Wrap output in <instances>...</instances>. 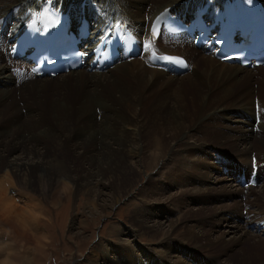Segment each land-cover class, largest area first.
<instances>
[{"label": "bare ground", "instance_id": "6f19581e", "mask_svg": "<svg viewBox=\"0 0 264 264\" xmlns=\"http://www.w3.org/2000/svg\"><path fill=\"white\" fill-rule=\"evenodd\" d=\"M43 1L0 0V51H7V58L0 53V224L11 229L15 243L18 239L31 242L34 238L32 230H39L44 224L40 217L44 206L27 190L36 187L42 197L50 200L48 205L52 211L64 199L79 194L98 197L108 188L113 189L115 197H119V194L136 195L140 191L134 192L133 182L127 178L130 173L136 174L131 164L138 163L149 171L165 158L172 162L169 178L191 173L188 178L180 180L185 188L179 194L168 196V202L186 199L195 204L199 199L200 202H207L211 197L224 196L239 197L238 203L223 204L217 209H187L181 213L180 223L178 219L171 220L166 231L159 221L160 214L134 210L131 230L117 242L123 249L127 247L130 250L127 262L121 258V264H189L184 259L173 261L177 251L185 258H191L193 253L190 251L192 254H187V245L225 254L228 245L224 241L219 238L211 242L208 235L200 231L205 224L218 227L213 216L221 212L232 213V222L226 225L229 231L241 230L247 235L251 225L263 226L262 214H252L251 209H246V217L240 215L245 208L251 207L248 201L242 202L240 198L244 192L249 197L254 192L252 189L256 182L264 180V164H253L251 161L255 159L253 155L251 158V151H258V162H264V125L260 126L262 122L264 124V105L257 107L255 103L252 114L258 113L259 122L256 123L255 114L252 115V124L245 121V128L236 127L237 135L216 130L220 128L231 132L232 127L221 124L218 119L247 114L239 110L245 108L250 99L252 103L259 100L251 96L252 90L249 93L250 81L258 72L251 73L249 69L233 63H221L204 46H199V49L205 54H195L194 47H190L193 40L187 34L173 38L161 36L157 42L151 40L149 34L151 24L161 12L166 15L180 12L188 18L196 7L204 5L208 9L206 16L212 19L219 9L232 0H50L57 10L70 9L72 24L82 13L90 19V35L82 46L91 49L97 41L91 42L92 37L97 39L105 35L107 25L120 22L144 41V52L137 51L130 58H119L101 73L97 70L91 72L86 65L85 69L59 74L54 78H33L24 72L27 62L19 60V57L10 59L9 50L24 24L32 21L30 13L35 14ZM258 2L264 7V0ZM4 19H7V25L3 28ZM162 39L166 40V44ZM176 41L185 43L184 51H189V58L185 56L190 68L186 72L191 73L188 78L186 76L189 74L175 78V75L185 72H168L151 63L149 54L154 51L176 54L165 50L166 46ZM139 56L142 59L135 58ZM260 87H264V80L263 85L260 80ZM257 129L261 130L257 132ZM196 134L203 137L198 138ZM182 150L188 155L196 150L210 155L189 166L176 156ZM147 151L151 153L144 154ZM247 151L250 156L244 175L239 164H232L231 169L235 174H238V170L241 174L239 184H235L234 189L202 187L213 180L212 174L217 171L216 166L208 165L211 155L216 161L222 153L244 157ZM220 165L224 169L229 166L228 163ZM164 167L162 163L157 174L162 173ZM254 167L256 178L249 184ZM158 182L159 179L154 181L152 192L163 195L165 188ZM196 182L199 187H193L196 190L191 191L189 185ZM170 183L168 179L169 187ZM261 199H264V189L253 202L256 210L260 209L258 201ZM240 203L242 209L237 214ZM188 219L198 223L192 228L186 225ZM178 233L180 240H171ZM142 234L157 242L163 249L162 253L154 256L150 255L152 250L135 249L132 238H139ZM240 239L231 240L229 246L240 243ZM256 245L251 250L264 248V241ZM193 258L195 256L191 260ZM249 259L243 255L237 264H245ZM104 262L108 263L106 258Z\"/></svg>", "mask_w": 264, "mask_h": 264}, {"label": "rangeland", "instance_id": "374dc122", "mask_svg": "<svg viewBox=\"0 0 264 264\" xmlns=\"http://www.w3.org/2000/svg\"><path fill=\"white\" fill-rule=\"evenodd\" d=\"M162 41L166 44V40L162 39ZM185 46V43L176 41L175 43L166 46L165 50L167 52H172L176 54L181 53L187 58H189V51H184ZM192 46L193 45H191L190 47ZM193 51L199 56L201 54H205L204 51L196 47H194ZM0 53L7 58L6 50H2L0 51ZM135 58L142 59L141 56ZM261 67L254 69L245 67L249 69L251 73L258 72L254 74L253 80L250 81L249 93L252 90L251 96L257 97L259 100L253 99L254 102L252 103V100L250 99L246 107L239 110L240 112H247V114H233L230 115L231 117L229 119H218L221 124L232 127L231 132L220 128H216V130L224 134L229 133V135L235 136L237 135L235 132L237 129L236 127L245 128L247 125L245 121H249L252 124V115H254L252 114V111L254 110V107H258V105L261 107L262 104L264 105V87H260V80H262L263 85L264 67ZM85 68L86 67H84V69ZM101 72L102 71L98 73ZM189 72H185L180 75H175L174 77L181 78L182 76L189 74ZM190 76L191 73L186 77L188 78ZM258 76L260 77V80L257 79ZM262 125H264L263 122L260 126ZM261 129H257V132H259V130ZM196 136L198 138L203 137L200 134H196ZM239 149H242V147L239 146ZM150 153L151 152L147 151L144 154L148 155ZM256 154L258 155V151H251V158L252 155L255 158L254 160L252 158L251 161L253 162V164H256L257 162L258 165H263L264 162H258ZM207 155L210 154L198 150H196L194 154L188 155L187 152L182 150L177 152L176 156L179 157L178 159L185 160L187 165L191 166L197 163L198 161L207 159ZM221 155L218 156H221L222 158H220L222 160H218L220 159L218 156L216 158V161H218V163H216V161L212 159V155L210 156V159H208L209 167L214 165L217 167V171H214L212 174L213 180L211 179L209 183L206 182L202 185V187L214 186L218 190H221V188H225L227 190L234 189L235 184H239V178L241 174L239 170L238 174H235L233 169H231L232 164H239V168L243 175L248 170L250 156L249 151H247L244 157H239L237 155L235 156V158L224 153H222ZM162 163H164L165 167L162 169V173L157 174L158 168L162 166ZM171 163V161L165 158V160H160L159 164L154 169L149 171H147L143 167H140V164L138 163H132L131 165L136 170V174L130 173L128 174L127 178H130V181L133 182L134 192L140 191L139 194H119V197H115L113 195V189L108 188L106 190H103L102 194L98 197H95L93 194H79L68 198V200L64 199L62 200L61 204L55 206L56 210L54 211L49 208L48 203L50 200L47 197H42L40 194L41 192H39L36 187L35 189L27 190L29 191L27 193H29L30 196L34 197L35 200L39 201L42 207L44 206L42 209V214L40 216L44 224L40 227L39 230H32L34 238L31 242L22 241L18 239L17 244L15 243L16 240L13 239L14 236H12L11 234V229L7 228V226L0 224V264H106L104 262L105 258L108 261L107 264H121V258L123 261L127 262V255L130 253V250L129 248L124 247V249L126 250L125 251L123 249V246L117 245V242L121 239H124L125 233L131 230V227L133 225H131V223L133 222L131 219L134 215L132 212L134 210L143 209L149 213H154L157 215L160 214L161 217L159 218V221L162 224L164 231H166L168 229V224L172 221H176L177 219V221H179V219L181 218V213H183L187 209H196L198 207H211L213 209H217L220 205L223 204L231 205L235 201L238 203L239 197L225 198L224 196L211 197V200H208L207 202H200L199 199L200 203L196 202L195 204L191 203L188 200L186 201V199H182L180 202L176 203L168 202V196L179 194L180 191L185 188V185H183L180 180L188 178L191 175V173H185V175L176 174L169 178L168 171L170 169L169 167L171 166ZM223 163H228V169H231V171L222 168L220 164ZM263 167L264 166H262V168ZM166 178L170 179L172 182L169 184L170 187L167 185L168 179ZM214 178H216L215 181ZM234 178L236 180L233 181ZM158 179V183H160L161 186L165 188L163 195H156L152 192L155 186L154 181H157ZM197 183L198 182H196V184L189 185L188 188L192 189L193 187H199ZM263 187L264 180L261 181L259 179L256 182V185H254V189H252V191L254 192L249 197H247L245 192L241 196L240 200L242 202L246 200L248 201V204H251V207L245 208L242 214H240L243 218L246 217V209H251L252 214L258 213L260 215L262 214V216L264 217V199L258 201L260 209L256 210V208L252 206L254 204L253 202H255L257 194H260V192H262V189H264ZM195 190L196 189H192L191 191ZM241 209L242 204L240 208L238 206V208L236 209V213L238 214V211H241ZM230 214L228 211H225L219 213L218 215L216 214V216H213V219L219 224L218 227H213L214 225L205 224L200 228L201 232L206 233L208 235L207 238L211 240V242L215 241V239L220 238L222 241H224V243L228 245V249L224 251L225 254H221L219 252H216L215 250L208 251L205 249L195 248L193 246L187 245V254L191 251L193 253L192 254L190 252L192 254L191 258L195 256V258H193L194 260H191V258H185L181 252L177 251V253H174L175 257H173V261L184 259L185 261L187 260L189 264H237V260L239 261V258L245 255V258H251L248 261H245V264L264 263V248H259L258 250L256 249L254 251L251 250V247L254 248L255 246H257L256 244L258 242L264 241V225L261 227H256V225L254 226V224L251 225L249 227V230L247 229V235H244L243 231L241 230L235 231V229H231L229 231V227H226V225L228 222H232ZM262 216H260V218H263ZM262 221L261 222L264 224V220ZM196 223L198 222L194 221L193 219H188L186 225L193 228ZM179 233H181V230ZM179 233L175 234L171 238V240L178 242L180 240ZM239 237L241 238L240 243L233 246H229L231 245V240H235ZM132 240H135V249H148L147 251L152 250L150 255L154 254V256L156 255V253H162L163 249L160 248L158 246V243L155 242L152 238H150V236H148L147 234H142L139 238L134 237L132 238ZM247 247L249 248L247 249ZM247 250L250 251V253L243 254V252H246ZM255 253L257 254V256Z\"/></svg>", "mask_w": 264, "mask_h": 264}, {"label": "snow or ice", "instance_id": "6c2138e0", "mask_svg": "<svg viewBox=\"0 0 264 264\" xmlns=\"http://www.w3.org/2000/svg\"><path fill=\"white\" fill-rule=\"evenodd\" d=\"M155 36H156V33H155V31H153V32H152V37H153V39H155ZM150 46H151V43H149L148 47H150ZM226 58H228V57H226Z\"/></svg>", "mask_w": 264, "mask_h": 264}]
</instances>
